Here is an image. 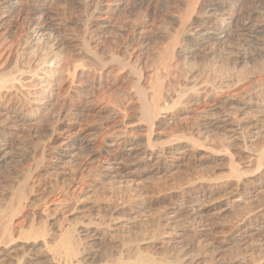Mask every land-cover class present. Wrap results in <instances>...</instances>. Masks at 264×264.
Instances as JSON below:
<instances>
[{"label":"rangeland","instance_id":"obj_1","mask_svg":"<svg viewBox=\"0 0 264 264\" xmlns=\"http://www.w3.org/2000/svg\"><path fill=\"white\" fill-rule=\"evenodd\" d=\"M102 1L29 0L14 16L18 40L37 22L33 5L46 2L54 17L49 13L47 23L58 29L54 39L63 42L62 54L77 56L98 79L103 76L88 91L92 103L79 126L65 121L53 128L68 100L64 86L46 118H23L8 131L0 207L13 202L29 177L31 205L51 209V234L58 220L65 229L77 228L81 248L96 257L89 264H264V96L255 99L264 94V36L242 42L246 26L264 31V0L246 4L224 47L208 42L192 48L194 57L186 63L174 61L168 109L153 126L142 118L140 92L153 94L154 76L163 72L159 56L180 29L188 0ZM45 38L41 44L47 47L51 41ZM238 57L247 61L237 65ZM23 111L28 114V107ZM221 119L233 128L217 131ZM77 131L85 132L90 145L61 160Z\"/></svg>","mask_w":264,"mask_h":264},{"label":"bare ground","instance_id":"obj_2","mask_svg":"<svg viewBox=\"0 0 264 264\" xmlns=\"http://www.w3.org/2000/svg\"><path fill=\"white\" fill-rule=\"evenodd\" d=\"M28 2L29 0H0V32H2V36H0V169L4 168L8 161L9 154L6 152L5 146L8 143L7 137H9L10 135L8 131L14 127V124L18 123L23 118H25V120L27 121L37 120L43 118L44 116L46 118L45 110L52 104L54 100L58 99L60 90L64 86H67L68 100L65 102V104H63L65 105V109H61L62 111L57 114V117L55 119L56 126H53V128H61L64 125L65 121H73L76 125L79 126L83 117L85 116L86 111L92 103L90 101V98L87 97L89 96L88 91L93 84H97L98 82L100 83L103 76V73L99 74L98 76H101L99 77L100 79H98L95 75L98 72L94 73V67L89 66V63H87L88 66L86 64H83L82 60L80 62V59H78L77 56H64L62 54L60 49L61 47H63V42L62 44L55 43L54 39L56 37L55 35L58 33V29L54 27L53 24L49 25V23H47L50 13L49 11H47V1L45 3L41 2L40 4L33 5V13H31L35 17H38L36 19L37 22L33 28H30L31 26L28 27V29H26V33L23 32L24 35L22 34L23 36L16 40V22L14 16L16 12ZM186 2L187 3L184 11L181 8L182 17L180 22V29L172 38V40H170L171 42L168 43L169 45L164 49L163 53L161 52L162 55L159 56V66L164 73L161 71L162 73L158 72L154 76L152 84L153 94L151 95V97L147 98L146 95L140 92V95L143 97V100L145 102V106L142 109V118L151 126L155 124V121L161 116L162 112L167 111L168 109L164 102L165 99L169 97V91L167 90L171 86L168 83L170 82L169 77L174 66V61L178 59L181 60L180 63H186L189 58L194 57L192 48L201 47L202 45L204 46V44L208 42H215L216 44L223 45L224 47V45L228 43L230 39H232L231 30L239 23L238 19L242 14L243 8L247 7L246 4L250 2V0H188ZM98 5L99 10L101 9V5H103V1L101 3L98 2ZM19 11H21V9ZM228 12L229 16L226 17ZM51 16L53 17V15ZM229 26L231 27L229 28ZM246 27L247 28L245 29V34H243L242 39L243 44H251L258 40V38L264 36V31H260L261 25L259 26L257 24H250ZM46 36L50 39L51 43L49 46L44 47L41 43L44 42L43 40ZM136 37H134V41ZM138 38L136 40H138ZM181 39H183V45H181ZM56 42H58V40ZM86 44L87 48L91 50V48H89V46L91 45L88 41ZM236 45H238V43ZM21 50H27L28 52H25V56L24 53L23 55H20ZM244 60L245 59H243L242 57H238L235 63L237 65H241L242 63H244ZM98 64L100 65V63ZM227 64L229 65V63ZM178 65L181 67L180 64ZM136 86L138 88L140 87V80H137ZM138 90L140 91V89ZM169 90L171 89L169 88ZM208 93V96H210V92ZM256 96L257 97H255V99L257 100V102H260L264 94H261V97L259 95ZM172 101H174V99ZM26 107H28L29 112L28 114L23 115L22 111ZM218 120L216 123L214 122L215 126L213 125L217 129V131L219 129L226 132L228 128H233L230 126L228 120ZM123 123H125V121ZM84 133L85 132L83 131L72 133L71 138H75V142L71 147L61 151V153L59 154L61 160L65 158H71V156H73L76 151H82V148L90 145V141L85 139V136L87 135L85 134V136H83ZM107 147H111V144ZM43 157L42 162L43 160H45ZM116 163L118 162H115L114 165L118 167ZM230 163L232 172L236 175H240L239 170L235 168L234 163L232 161H230ZM110 170L111 169H109L108 171ZM118 170L120 171L122 170V168H118ZM28 179L30 180L29 177ZM28 182H24L22 186L17 189L16 194L14 193L15 197L13 199V202L9 203V205L5 209L0 207V264L3 261H5V263H8L9 260H12V263L10 264H89L92 260L94 261L96 257L94 258V254H92L91 251L87 249L88 245L86 246L87 248H81V242L79 243V238L76 237L77 228L71 227L70 229H65L63 223L58 220V223L60 224H58L57 230H54V234H59V236L56 237L54 236V234H51V227L53 226V224L52 226H50V228L48 224L49 220H52L50 219L49 213L51 209L49 210V207H47L48 209H45V206L41 211H39L37 208H35L37 206H33L35 203L31 205L32 200L29 195L31 194V192L33 193L34 188L32 185L29 186ZM40 202H43V200ZM45 203L47 204V202ZM19 218H24V221L20 222L22 224L18 222V225L16 224V220ZM91 223L93 224V222ZM19 243L23 244L22 246L25 249L24 252L20 255L17 253V251L19 250Z\"/></svg>","mask_w":264,"mask_h":264}]
</instances>
